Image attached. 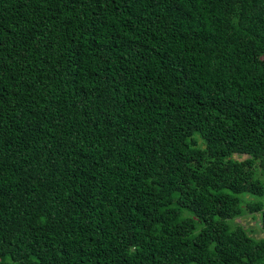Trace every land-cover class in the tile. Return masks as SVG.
Returning a JSON list of instances; mask_svg holds the SVG:
<instances>
[{"label":"trees","instance_id":"obj_1","mask_svg":"<svg viewBox=\"0 0 264 264\" xmlns=\"http://www.w3.org/2000/svg\"><path fill=\"white\" fill-rule=\"evenodd\" d=\"M244 211L264 0H0V264H264Z\"/></svg>","mask_w":264,"mask_h":264},{"label":"rangeland","instance_id":"obj_2","mask_svg":"<svg viewBox=\"0 0 264 264\" xmlns=\"http://www.w3.org/2000/svg\"><path fill=\"white\" fill-rule=\"evenodd\" d=\"M247 154H233L236 159H243ZM244 200H253L254 196L249 193L243 194ZM231 224H240L244 227L248 234L253 237L261 238L264 237V228L261 227L259 212L244 211L243 214L234 217L231 220Z\"/></svg>","mask_w":264,"mask_h":264},{"label":"clouds","instance_id":"obj_3","mask_svg":"<svg viewBox=\"0 0 264 264\" xmlns=\"http://www.w3.org/2000/svg\"><path fill=\"white\" fill-rule=\"evenodd\" d=\"M247 157V156H246Z\"/></svg>","mask_w":264,"mask_h":264}]
</instances>
